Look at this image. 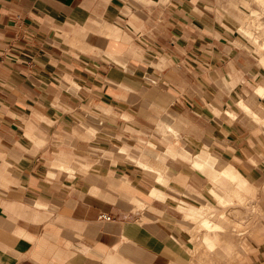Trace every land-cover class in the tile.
<instances>
[{"label": "crops", "instance_id": "obj_1", "mask_svg": "<svg viewBox=\"0 0 264 264\" xmlns=\"http://www.w3.org/2000/svg\"><path fill=\"white\" fill-rule=\"evenodd\" d=\"M216 4L0 0V264H146V255L151 264H166L169 254L154 247L166 231L142 217L160 212L172 224L170 198L150 191L174 190L156 184V170L130 168L120 150L105 155L96 149L120 146L121 127L111 139L67 142L85 105L98 115L103 112L96 104L114 107L141 130L159 127L152 119L170 113L182 120L166 124L197 128L199 142L225 141L236 156L247 152L264 160L252 150L256 129L264 127L248 117L228 122L229 114L243 116L242 109L264 113V65L251 42L218 24ZM80 38L100 52H82L68 42ZM58 71L72 75L78 93L64 88L68 81ZM197 111L199 120H190ZM93 123L107 131L104 122ZM221 148L215 145L222 154ZM179 160L169 157L167 164L191 178ZM68 161L77 162L73 178ZM148 161L159 164L157 157ZM229 163L218 170L215 161L217 176Z\"/></svg>", "mask_w": 264, "mask_h": 264}, {"label": "rangeland", "instance_id": "obj_2", "mask_svg": "<svg viewBox=\"0 0 264 264\" xmlns=\"http://www.w3.org/2000/svg\"><path fill=\"white\" fill-rule=\"evenodd\" d=\"M255 1L217 0L216 19L218 24L224 26L229 32L234 31L236 35L241 34L245 40L251 42L254 51L261 58V64L264 65V0ZM245 28L250 29L252 33L246 35L244 33ZM115 30L118 31V29ZM100 31L104 32L101 29ZM115 33L120 37L122 36L121 30H119V33ZM124 36L127 37L126 34ZM68 42L82 52L93 54L100 52V50L90 46L84 38ZM127 68L130 71L137 72L134 65H127ZM58 73L68 81L67 84L65 83L64 88L70 92L78 93L79 85L74 83L75 80L72 75L63 71H58ZM243 93L244 100L249 102L250 92L243 89ZM260 94L263 95V93ZM260 105L263 106V104ZM86 106L88 105H85L86 109L82 115H76L77 121L81 123L78 124L77 128H73L67 142L72 145L79 137L97 140L101 138L100 136H105L111 139L115 135L114 131L117 126L121 127L122 135H119V138L123 143L120 146L114 147L112 144L103 148L96 146V149L105 155L109 154L111 150H120L127 157L130 168L138 164L144 167L138 160L146 162L147 167L144 168L157 171L155 173L158 181L156 184L159 187L174 190L173 193L167 194L154 185L155 187L150 191L151 195L156 198L166 200L170 198L171 211L174 216L172 224L167 218H164L166 215L164 216L160 212L158 213L159 216L144 214L142 217V222H155L160 224L166 231V239L160 242V246L154 245L158 251L169 254V256L163 258L166 260V264H264V160H258L247 152L245 157L236 156L234 155L235 150L231 145L226 146L225 141L216 142L214 139H208L203 143L199 142V130L197 128H173L167 125L166 122L169 119L171 121L182 120L178 116L170 115V113L169 116L165 115V118L152 119L154 122H159V127L141 130L135 127L131 115L127 113L119 114L114 107L107 106L106 108L96 104L94 108H98L103 112L102 115H98L92 111V107L91 110H87ZM242 110L244 111L243 116L229 114L231 120H228V122L231 123L232 119H236V117H238L237 120L248 117L254 119L258 126L264 127L263 112L259 111V116H255L253 111ZM216 113L221 116L219 110H216ZM170 116H173V118ZM121 117L122 122L119 120ZM199 117L197 111L193 112L189 119L195 121L199 120ZM222 120L225 119L222 117ZM93 122H104L107 131L100 129ZM117 122H121L122 126L116 125ZM263 131L259 129L255 131L256 143L252 146V150L261 154L258 156L264 154V136L259 135V133H264ZM215 145L222 147L221 150H224V152L222 154L217 152ZM203 149V155L206 158L207 153L211 158L214 157L218 170L229 162L236 163L234 164L238 171L241 170L239 172L244 180L239 189L241 194L237 193L230 197L237 179L235 180L225 174L215 177L213 176L215 170L210 166L202 171L192 165L195 154ZM188 156H190L191 161ZM152 157L159 158L158 165H152L148 161ZM169 157L176 160L181 159L184 162L181 171L186 170L187 174H191V178L169 166L167 164V158ZM210 157L207 159L212 161ZM68 162L72 165V168L66 170L73 178L75 176L73 165L77 162ZM85 167H88V165H85ZM212 188L217 189L221 195L230 197L235 205H230L231 207L226 209V203L212 194ZM154 189L156 191L152 192ZM190 205L195 207L194 210ZM137 206L152 211L151 206L148 204L143 205L140 200H137ZM187 213L196 214L194 218L185 219ZM205 217L212 221L210 226L204 223L203 219ZM214 223H218L220 229H216ZM170 242H174V245L171 246ZM213 244H215L214 248H212Z\"/></svg>", "mask_w": 264, "mask_h": 264}, {"label": "bare ground", "instance_id": "obj_3", "mask_svg": "<svg viewBox=\"0 0 264 264\" xmlns=\"http://www.w3.org/2000/svg\"><path fill=\"white\" fill-rule=\"evenodd\" d=\"M258 0H256L255 2H257ZM106 21V20H105ZM109 23V22H108ZM112 25V24H111ZM111 27H113V26H111ZM114 27H116V26H114ZM117 28V27H116ZM110 30H111V28H110ZM112 32H119V31H116L115 29H113V31ZM111 32V33H112ZM246 35H249L250 33H252V31L250 30V29H246L245 28V32H244ZM240 105L243 107V108H245V109H248V107L243 103V102H241L240 103ZM255 116H258L257 114H255ZM258 118V117H257ZM194 156V155H193ZM188 159L191 161V158H190V156H188ZM138 161H140V163L144 166V167H147V163L146 162H144V161H142V160H138ZM215 159L213 158V160L212 161H210V160H208L203 154H201L200 152L199 153H197V154H195V156H194V160H193V166L194 167H196L197 169H201V170H205L208 166H210V167H214V164H215ZM193 167V168H194ZM211 169V168H210ZM215 171H216V169H215ZM221 173L222 174H225V175H229V176H231L233 179H237V181H236V186L234 187V189H232V193L230 194V197H231V195H234V194H237V193H239V194H241V192H240V186L242 185V182L244 183V180H243V178H242V176H241V173L238 171V169L236 168V166H235V164L232 162V163H229L226 167H225V169L224 170H222L221 171ZM213 176H217V174L216 173H214L213 174ZM160 179V178H159ZM238 180H241V181H238ZM156 191V189H154V190H152V192H155ZM211 191H212V194L213 195H215L216 196V198H218L220 201H223V202H225L226 204H225V206H226V209H227V207H231V206H233V205H235L234 204V202H232V200H231V198L230 197H228V196H224V195H221L216 189H214V188H212L211 189ZM222 199V200H221ZM146 205V202H143V205ZM231 205V206H230ZM240 205V204H239ZM143 207V206H142ZM190 207L192 208V210H194V208L195 207H193V205H190ZM225 212V211H224ZM223 212V213H224ZM196 214V213H195ZM195 214L194 213H191V214H189V213H187L186 214V217H185V219H189V218H194L195 217ZM225 214V213H224ZM222 215V214H221ZM222 217V216H221ZM203 221H204V223L207 225V226H210L211 225V220H208V218L207 217H205L204 219H203ZM237 222V221H236ZM235 222V224H237ZM238 224H243V223H238ZM214 225H215V228L216 229H218L219 227H220V225L218 224V223H214ZM237 226V225H236ZM242 226V225H241ZM220 229V228H219ZM223 229V228H222ZM242 232V231H241ZM240 234V233H239ZM231 238H233V237H231ZM215 244H213L212 245V248H214L213 246H214ZM216 247V246H215ZM138 250V253L140 254H142V255H144V254H146V252L144 251V249L143 248H139V249H137ZM197 250V249H196ZM195 252V251H194ZM193 253V252H192ZM194 254V253H193ZM191 256H192V254H191ZM143 260H144V262L146 263V264H151L152 263V258L151 257H149L148 255H146V256H144V258H143Z\"/></svg>", "mask_w": 264, "mask_h": 264}, {"label": "built area", "instance_id": "obj_4", "mask_svg": "<svg viewBox=\"0 0 264 264\" xmlns=\"http://www.w3.org/2000/svg\"><path fill=\"white\" fill-rule=\"evenodd\" d=\"M100 217L106 220H112V216L108 213H102Z\"/></svg>", "mask_w": 264, "mask_h": 264}]
</instances>
